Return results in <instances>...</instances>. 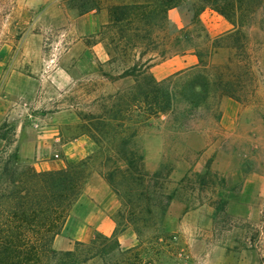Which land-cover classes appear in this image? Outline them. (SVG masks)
Returning a JSON list of instances; mask_svg holds the SVG:
<instances>
[{
	"label": "rangeland",
	"instance_id": "rangeland-1",
	"mask_svg": "<svg viewBox=\"0 0 264 264\" xmlns=\"http://www.w3.org/2000/svg\"><path fill=\"white\" fill-rule=\"evenodd\" d=\"M146 1L98 0L99 9L83 13L82 0H0V47L5 48L0 59L12 68L2 72L5 80L0 77L1 244L20 226L11 218L12 208L17 214L19 208L7 198L11 174L38 172L34 159H55L61 169L85 162L88 176L60 233L61 247L69 242L74 250L78 242H90L97 227L110 229L111 219L115 229L118 223L120 230L127 226L118 234L122 247H137L156 264H264L263 12L245 28L244 39L221 41L224 47L209 59L208 39L225 35L231 24L210 9L195 24L185 11L172 10L169 26L183 32L182 46L194 56L201 52L207 68L188 67L162 78L151 72L122 77L131 63L114 59L101 28L113 5ZM193 62L189 59L188 66ZM217 78L228 84L230 95L151 114L153 80L175 91ZM138 85L150 106L136 100ZM196 91L203 96L201 88ZM49 113L58 116L61 139L55 151H39L38 142L48 137L40 125ZM70 142L74 145L63 148ZM128 150L136 153L131 166L123 155ZM220 162L226 172L217 169ZM235 162L244 169V182L231 187L228 174ZM115 168L112 187L106 177ZM94 179L106 182L111 198L102 189L97 200L86 197ZM73 235L81 241L70 242ZM20 240L17 235L13 242ZM52 248L66 252L54 242Z\"/></svg>",
	"mask_w": 264,
	"mask_h": 264
},
{
	"label": "trees",
	"instance_id": "trees-1",
	"mask_svg": "<svg viewBox=\"0 0 264 264\" xmlns=\"http://www.w3.org/2000/svg\"><path fill=\"white\" fill-rule=\"evenodd\" d=\"M82 1L86 4L83 13L100 8L98 0ZM175 9L185 11L186 16H191L189 24L197 23L201 15L209 9L231 24L232 29L225 35L214 41L208 39L209 59L216 50L224 47L220 44L221 41L244 39V30L252 24L255 15L263 12L264 18V0H147L145 3L113 5L110 8V20L102 26L101 33L106 36L105 39L115 54L114 59H122L124 65L131 63L124 70L122 77L137 78L147 74L152 66L167 58L190 53L181 44L183 32L180 30L177 33L169 26L168 15ZM196 57L198 64L192 67L193 71H198L201 66L206 69L202 53L196 51ZM227 68L228 66L225 67ZM152 82L156 89L153 98L155 106L150 110L151 114L175 110L182 102L191 107H200L211 97L218 96V93L220 97L230 95L226 88L228 84L220 78L212 83L206 80L204 84L192 81L175 91L154 80ZM197 87L202 89L203 96L196 91ZM159 88L166 90L162 96L163 102H160ZM135 89L139 97L136 100L150 106L148 93L144 92L140 85ZM123 153L127 164L134 165L135 151L128 150ZM12 157L17 158L16 154L9 158ZM84 163L46 172L27 170L19 178L14 176L15 173L11 174L7 198L11 207L19 208V214L12 208L11 218L16 217L20 226L18 233L8 232L4 245L0 240V264H156L154 259H144V254L139 248L122 247L118 234L124 232L127 226L120 230L119 223L111 236L97 233L88 243L78 242L74 250L57 252L52 248L55 238L60 235L70 216L72 206L87 184L88 176ZM5 170L7 171V168ZM115 172H118V168L106 177L112 187L114 183L111 178ZM115 192L119 194L117 189ZM167 199L170 201L172 197L167 196ZM130 215L134 217L133 214ZM127 221L131 224L133 218ZM134 230L140 234L138 229ZM17 235L21 238L19 245L13 242ZM15 259H18L17 263Z\"/></svg>",
	"mask_w": 264,
	"mask_h": 264
},
{
	"label": "crops",
	"instance_id": "crops-1",
	"mask_svg": "<svg viewBox=\"0 0 264 264\" xmlns=\"http://www.w3.org/2000/svg\"><path fill=\"white\" fill-rule=\"evenodd\" d=\"M5 48L0 47V52L5 51ZM6 58V57H5ZM3 58V59H5ZM189 59H192L194 62L191 64V66H188V61ZM198 64V59L196 56H194L193 54H185V55H176L173 56L171 58H167L164 61H161L157 64H155L154 66H152L149 70V72L153 73V75H155L158 78H162L165 76H168L170 74H174V73H178L181 71H184L186 69H188V67H193L195 65ZM10 64L6 63L4 60L0 59V77L4 78L3 80H5V76L2 74V72H4V70H6L7 72L9 70H12V68L10 67ZM15 66V64H13V67ZM20 64H16V67H19ZM5 84L2 86L1 91L5 90ZM58 116L56 114L53 113H49L45 119L47 120L46 122H44V124L40 125L41 126V130L44 131V134L48 135L47 139L44 141H39V147L37 148V150L39 151H43V150H50V151H55L56 150V146H57V142L60 141L61 137L57 135L56 131H58ZM56 133V134H55ZM44 135V136H45ZM46 135V136H47ZM77 142V140H75V143ZM71 145H74L73 142H70L68 144L63 145V148L66 147H70ZM77 147H80L79 144H77ZM25 149H28V146L26 147H22L21 150L24 152ZM24 157L26 159H30L32 158V156L30 155H24ZM36 162L34 163V165H36L38 172L41 171H52V170H58L61 169L63 166L61 164V160H55V159H45V160H41V159H34ZM217 169L219 171H223L226 172V168H224L220 162L219 165H216ZM244 169L237 164L236 162L232 165L231 169L229 170V174H228V180H229V185L231 187L234 186H238L240 185L242 182H244ZM100 179H102L100 177ZM100 181V182H99ZM105 184V185H104ZM99 189H102L101 191L107 195L108 197L110 196V198L112 197L110 194V187L106 184V182H104L103 180H98V179H94V182L90 185V187L87 189L86 192V197L89 198H94V200H97V195L99 193ZM243 194L239 193L238 198H240ZM91 201V199H90ZM93 203V201H91ZM95 203V201H94ZM109 223H110V229L105 231L102 230L100 227H97V233H100L102 235L105 236H111L112 233L115 231V225H114V221L111 219H108ZM59 236L58 235L55 240H54V247L58 248V249H62L65 251H69L72 248V244H70L69 242L66 243V246L61 247L62 242H59ZM78 236V235H77ZM72 237V239L70 240V242L76 243L77 241H81L78 237ZM89 239V238H88ZM92 240V239H91ZM83 241H87V239H84Z\"/></svg>",
	"mask_w": 264,
	"mask_h": 264
}]
</instances>
